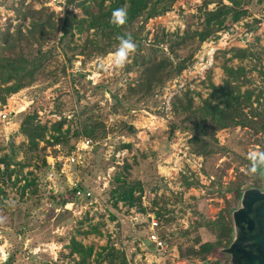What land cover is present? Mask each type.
<instances>
[{
    "label": "rangeland",
    "instance_id": "1",
    "mask_svg": "<svg viewBox=\"0 0 264 264\" xmlns=\"http://www.w3.org/2000/svg\"><path fill=\"white\" fill-rule=\"evenodd\" d=\"M148 1L171 7L127 27L137 50L119 68L118 36L86 28L117 0H74L86 23L64 40L65 17L43 0H0V56L38 67L32 77L0 74V159L11 158L10 175L0 174V264H231L224 250L233 239L219 243L216 222L234 228L238 187L264 190V175L250 168V154L264 152V0H236L244 15L222 28L201 17L235 0ZM149 59L172 64L148 72ZM226 89L238 100L229 111L256 124L194 141L208 106L228 110ZM86 138L95 146L85 163L63 170L58 158ZM123 186H136L134 205L119 198ZM76 188L91 196L61 203ZM149 215L166 251L148 239ZM76 243L91 249L86 262ZM205 244L215 247L202 253Z\"/></svg>",
    "mask_w": 264,
    "mask_h": 264
},
{
    "label": "trees",
    "instance_id": "2",
    "mask_svg": "<svg viewBox=\"0 0 264 264\" xmlns=\"http://www.w3.org/2000/svg\"><path fill=\"white\" fill-rule=\"evenodd\" d=\"M74 3V0H69V6H71ZM148 0H129L128 2H125V0H117V4H115L112 7V10L106 14L110 16L111 20V14L112 12L117 9L123 7L121 4H125L128 11V20L127 23L121 27H117L116 25L107 22L104 24V19L106 15H101L97 18L95 23L90 22L87 25V30L90 28L97 29L99 26L103 27L107 32V36L110 38L113 34H116L117 36H122L125 34H130L134 41L136 40V32L134 29L127 30V27H133L137 24V19L145 12H147V19H150L152 17H155V15H159L160 12H166L170 9V6L166 7H157L160 4V1H157L152 4L150 8H148ZM124 5V6H125ZM240 5L235 0L233 3V8L223 12H209L206 14V16L201 17L202 21L204 22L205 26L207 27H213L217 25L219 28H222L226 26L229 23H235L244 15V12L241 11L238 7ZM52 15V14H51ZM225 15L223 18H220L221 16ZM39 18H43V16H40ZM45 23L49 24V21L52 20V18L46 19ZM39 25V28L44 29V25L49 27L47 24L42 23ZM86 23L85 19L78 20V18L75 16V14L69 10L66 12L64 24L61 28V31L63 32V38L62 40L66 39L67 36H69L72 33V30L75 25L81 24L84 26ZM53 31H57V27H49ZM178 36V35H176ZM7 37H5L4 41H6ZM187 40V34H185L184 37H178V42L176 44L180 45L185 43ZM147 61H143L141 65L145 68L146 71H152L153 69L161 70L165 72L169 64H172V62H166L163 66L156 65L153 60L149 59V64H146ZM36 62H31L30 60L22 57L18 59L14 58H6L0 56V74H22L23 77H32L34 73L37 70ZM183 69H185V65H181L178 67V73L181 72ZM171 72V71H170ZM2 75H0V78L2 79ZM150 82L149 79H146L144 83ZM151 84H147L146 86H149ZM4 91L3 88L0 87V101L5 102V97L3 96ZM221 94L224 97V102L228 108V110H218L217 108H211L208 106L206 108L208 112L207 120L203 121L202 124H195V138L194 141H198L203 139L210 130L213 128V132H215L219 128L223 127H229L234 126L237 124H242L244 126L248 124H256L251 121H249L244 114H240L237 112H230L229 108L234 107V105L238 102L237 98H235L227 89L221 90ZM264 121V118H263ZM198 129V130H197ZM202 129H205L201 131ZM262 129L264 130V123L262 126ZM201 131V132H200ZM204 134V135H202ZM11 163V158L6 155L3 158L0 159V165L4 164L5 169L0 168V174L3 175H10L9 165ZM139 187V185H137ZM136 186H123L119 193V198L126 203H128L130 206L134 205L136 201H139L140 198H137L134 196ZM237 196H242L245 191H242L240 187L237 189ZM75 199V190L69 191V193L66 194L65 197H63L62 202L63 204L70 203L74 201ZM216 232H217V238L219 239V243H222L224 240H230V238L234 239L236 236V231L234 228L229 226L228 222L224 217L219 218V220L216 222ZM215 247L214 244H205L202 246V253L210 252ZM75 251H78L82 256L83 261H87L89 257V253L91 252V249H86L82 245L80 246L78 243L75 244Z\"/></svg>",
    "mask_w": 264,
    "mask_h": 264
},
{
    "label": "water",
    "instance_id": "3",
    "mask_svg": "<svg viewBox=\"0 0 264 264\" xmlns=\"http://www.w3.org/2000/svg\"><path fill=\"white\" fill-rule=\"evenodd\" d=\"M233 221L237 236L224 250L231 264H264V190L247 189L233 211Z\"/></svg>",
    "mask_w": 264,
    "mask_h": 264
},
{
    "label": "built area",
    "instance_id": "4",
    "mask_svg": "<svg viewBox=\"0 0 264 264\" xmlns=\"http://www.w3.org/2000/svg\"><path fill=\"white\" fill-rule=\"evenodd\" d=\"M47 6L51 8L56 14H60L62 17H65L66 12L73 10V5L69 6V0H43ZM6 118V116H4ZM95 143L91 139H83L75 145V149L65 158H58L62 162L63 170L66 167H77L85 163L87 154L91 152L94 148ZM75 190V199L74 201L68 203V206H75L76 202L83 197L91 196L90 192H86L83 189H73ZM160 229V223L155 216L149 215V232L148 239L150 243L154 244L157 250L166 251L167 246L166 242L159 236L158 230Z\"/></svg>",
    "mask_w": 264,
    "mask_h": 264
},
{
    "label": "clouds",
    "instance_id": "5",
    "mask_svg": "<svg viewBox=\"0 0 264 264\" xmlns=\"http://www.w3.org/2000/svg\"><path fill=\"white\" fill-rule=\"evenodd\" d=\"M128 11L127 7L115 9L111 14L110 22L117 27H121L127 23ZM119 45L113 53V65L122 68L125 66L128 58L137 50V44L130 34L118 36ZM103 67V65H101ZM250 168L253 173L264 172V152L250 154ZM3 257H0L2 259Z\"/></svg>",
    "mask_w": 264,
    "mask_h": 264
},
{
    "label": "flooded vegetation",
    "instance_id": "6",
    "mask_svg": "<svg viewBox=\"0 0 264 264\" xmlns=\"http://www.w3.org/2000/svg\"><path fill=\"white\" fill-rule=\"evenodd\" d=\"M236 236H237V235H236ZM236 236H235V238L233 239V243L235 242ZM233 243H232V244H233Z\"/></svg>",
    "mask_w": 264,
    "mask_h": 264
}]
</instances>
